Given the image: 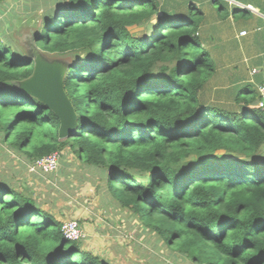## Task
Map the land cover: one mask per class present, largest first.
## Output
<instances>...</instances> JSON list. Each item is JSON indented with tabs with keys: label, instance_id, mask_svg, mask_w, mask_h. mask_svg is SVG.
I'll use <instances>...</instances> for the list:
<instances>
[{
	"label": "trees",
	"instance_id": "trees-1",
	"mask_svg": "<svg viewBox=\"0 0 264 264\" xmlns=\"http://www.w3.org/2000/svg\"><path fill=\"white\" fill-rule=\"evenodd\" d=\"M196 1H56L32 39L45 56L67 57L63 84L77 126L63 139L55 114L18 89L33 59L0 36V139L29 162L54 151L62 161L69 150L101 168L111 198L194 264H264L258 85L228 93L232 107L215 86L224 70L217 56L253 15ZM138 26L143 33L131 31ZM60 226L29 186L0 178V264H110Z\"/></svg>",
	"mask_w": 264,
	"mask_h": 264
},
{
	"label": "rangeland",
	"instance_id": "rangeland-1",
	"mask_svg": "<svg viewBox=\"0 0 264 264\" xmlns=\"http://www.w3.org/2000/svg\"><path fill=\"white\" fill-rule=\"evenodd\" d=\"M56 1L3 0L0 3L1 40L25 51L29 57L37 53L48 61L66 64L67 57L45 56L35 47L32 39L43 16L49 13ZM161 1L176 6L184 3V0ZM201 1L209 3V0ZM222 1L232 4L231 0ZM218 3L215 2L213 6H218ZM131 31L143 33L144 30L143 26H138ZM234 48L235 58L239 59L238 49ZM205 97L208 102L216 98L212 92H205ZM219 97L225 107H232L231 95ZM63 161L64 164L59 161V168L55 172L47 175L30 172L27 157L10 149L0 139V178L14 186L24 183L33 188L39 206L59 221L77 220L85 232L81 243L87 251L100 255L110 264H194L146 230L131 212L111 198L101 168H88L80 164L69 150ZM96 241L105 244L96 247Z\"/></svg>",
	"mask_w": 264,
	"mask_h": 264
},
{
	"label": "crops",
	"instance_id": "crops-1",
	"mask_svg": "<svg viewBox=\"0 0 264 264\" xmlns=\"http://www.w3.org/2000/svg\"><path fill=\"white\" fill-rule=\"evenodd\" d=\"M231 1L233 4L249 10L253 17L244 20L243 26L234 27L232 33H235V37H238L237 44L234 46L229 44L230 47L224 48L226 53L222 52L221 56L216 58L218 66L224 70L217 75L215 86L226 88L227 94L236 91L242 85L248 84L256 90L257 85L264 84V0H256V2ZM243 30H246L247 34L239 37L240 32ZM234 47L238 49L239 59L235 58ZM67 153L68 150L62 151V164H64L63 159H65ZM21 186L28 188L24 183ZM29 189L30 191L33 190V188ZM103 244L105 242L100 241L99 243V241H96L95 246L98 247Z\"/></svg>",
	"mask_w": 264,
	"mask_h": 264
},
{
	"label": "water",
	"instance_id": "water-1",
	"mask_svg": "<svg viewBox=\"0 0 264 264\" xmlns=\"http://www.w3.org/2000/svg\"><path fill=\"white\" fill-rule=\"evenodd\" d=\"M31 58L33 72L19 84L18 89L42 102L55 114L59 120L57 136L66 138L77 126L76 113L64 90L67 66L58 61H48L37 53Z\"/></svg>",
	"mask_w": 264,
	"mask_h": 264
},
{
	"label": "built area",
	"instance_id": "built-area-1",
	"mask_svg": "<svg viewBox=\"0 0 264 264\" xmlns=\"http://www.w3.org/2000/svg\"><path fill=\"white\" fill-rule=\"evenodd\" d=\"M244 33V31L241 32V34ZM255 107L264 114V84L258 85V99L255 103ZM59 158V152L54 151L46 156L29 162L28 170L39 174L55 172L59 168ZM60 231L62 236L69 241H77L85 238V232L75 219L61 221Z\"/></svg>",
	"mask_w": 264,
	"mask_h": 264
}]
</instances>
